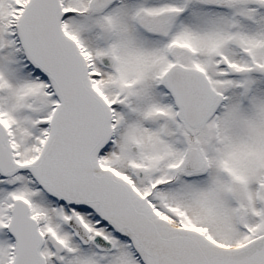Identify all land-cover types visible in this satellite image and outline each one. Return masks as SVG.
Wrapping results in <instances>:
<instances>
[{
  "label": "snow or ice",
  "instance_id": "snow-or-ice-1",
  "mask_svg": "<svg viewBox=\"0 0 264 264\" xmlns=\"http://www.w3.org/2000/svg\"><path fill=\"white\" fill-rule=\"evenodd\" d=\"M0 264H264V0H0Z\"/></svg>",
  "mask_w": 264,
  "mask_h": 264
}]
</instances>
